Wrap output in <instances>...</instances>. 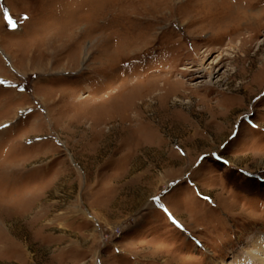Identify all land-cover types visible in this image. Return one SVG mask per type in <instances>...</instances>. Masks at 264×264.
I'll return each mask as SVG.
<instances>
[{
  "label": "rangeland",
  "instance_id": "1",
  "mask_svg": "<svg viewBox=\"0 0 264 264\" xmlns=\"http://www.w3.org/2000/svg\"><path fill=\"white\" fill-rule=\"evenodd\" d=\"M0 264H264V0H0Z\"/></svg>",
  "mask_w": 264,
  "mask_h": 264
},
{
  "label": "bare ground",
  "instance_id": "2",
  "mask_svg": "<svg viewBox=\"0 0 264 264\" xmlns=\"http://www.w3.org/2000/svg\"><path fill=\"white\" fill-rule=\"evenodd\" d=\"M252 23V22H251ZM251 24H248V25H246V29H247V26H249V27H251L250 26ZM241 29H244V28H241ZM238 32V29H233V30H231L229 33H228V35H233V34H236ZM207 52V51H206ZM223 58L221 59V61L223 62ZM203 70V69H202ZM206 70V69H205ZM210 70V69H209ZM204 71V70H203ZM211 71H212V73H211V75H214V69L212 68L211 69ZM198 72H202V71H200V69L199 70H197V69H195V70H192V73H198ZM209 72V71H208ZM208 73H206L205 74V76L207 75ZM210 74V73H209ZM208 74V75H209ZM203 76V75H202ZM197 77H201V76H199V75H197ZM258 259L261 261L262 260V258L261 257H258Z\"/></svg>",
  "mask_w": 264,
  "mask_h": 264
},
{
  "label": "snow or ice",
  "instance_id": "3",
  "mask_svg": "<svg viewBox=\"0 0 264 264\" xmlns=\"http://www.w3.org/2000/svg\"><path fill=\"white\" fill-rule=\"evenodd\" d=\"M12 26H13V27H15V25H14V24H13ZM21 91H23V89H21Z\"/></svg>",
  "mask_w": 264,
  "mask_h": 264
}]
</instances>
